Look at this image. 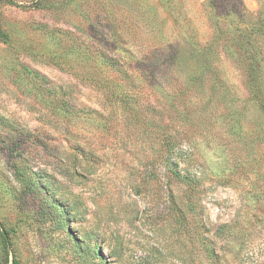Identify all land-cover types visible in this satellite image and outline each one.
Instances as JSON below:
<instances>
[{"label":"rangeland","instance_id":"374dc122","mask_svg":"<svg viewBox=\"0 0 264 264\" xmlns=\"http://www.w3.org/2000/svg\"><path fill=\"white\" fill-rule=\"evenodd\" d=\"M0 31V264H264V0H0Z\"/></svg>","mask_w":264,"mask_h":264},{"label":"trees","instance_id":"16d2710c","mask_svg":"<svg viewBox=\"0 0 264 264\" xmlns=\"http://www.w3.org/2000/svg\"><path fill=\"white\" fill-rule=\"evenodd\" d=\"M171 1V0H168ZM174 1V0H173ZM1 32V31H0ZM251 53V50H249ZM252 70H254V66L252 68ZM255 75H251V81H255ZM261 101V100H260ZM261 103V102H260ZM262 105V108L264 110V103L262 101V104H260V106ZM184 150H182L181 147H179L178 149H176L175 147H170L168 149V155H167V165L169 167V169L180 179H184L187 178V176H185L181 170L179 169V165H180V158L182 157V154H184ZM59 208L63 211L66 210V207L64 206H59ZM61 223L63 226H66V221L64 220V217L62 216L61 218ZM227 225H222L219 229V233H223L225 232L224 228ZM0 234L2 237V241H3V247H4V251L6 253L7 256H9V254L11 253V251H14V245L13 242L11 241V237H10V233L9 230L7 229V227L0 222ZM200 238L202 240H204L206 249L209 253V255L214 256L215 251L213 246L211 245V243L209 242V240H207L205 237H203L201 234L199 235ZM13 264H21L20 260L18 259L17 255L14 254V258H13Z\"/></svg>","mask_w":264,"mask_h":264}]
</instances>
